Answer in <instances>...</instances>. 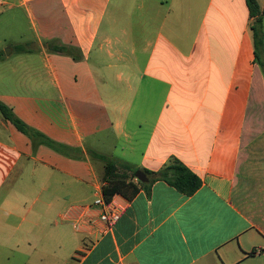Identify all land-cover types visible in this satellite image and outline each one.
I'll return each instance as SVG.
<instances>
[{
    "label": "crops",
    "instance_id": "crops-1",
    "mask_svg": "<svg viewBox=\"0 0 264 264\" xmlns=\"http://www.w3.org/2000/svg\"><path fill=\"white\" fill-rule=\"evenodd\" d=\"M0 10L1 30L7 12L35 29L46 16L47 40L83 55L28 52L24 101L0 100L19 119L82 147L73 103L93 107L124 139L113 159L150 172L178 160L202 181L190 196L161 180L115 196L122 215L103 233L104 168L35 146L2 116L0 264H264V74L246 0H0ZM58 24L66 32L51 37ZM46 98L67 106L70 124L39 122Z\"/></svg>",
    "mask_w": 264,
    "mask_h": 264
},
{
    "label": "rangeland",
    "instance_id": "rangeland-1",
    "mask_svg": "<svg viewBox=\"0 0 264 264\" xmlns=\"http://www.w3.org/2000/svg\"><path fill=\"white\" fill-rule=\"evenodd\" d=\"M5 8L4 10H7ZM49 10L50 14L46 16H50L54 13V10H56L54 9V4L49 5ZM17 12L19 11H14L12 15L16 14ZM10 14L11 13L7 12L8 18L6 20L5 28L2 30L0 28V52H3L6 55L5 59H8V64H10L8 68L6 67V70H3L1 69L0 63V100L6 101L18 109L21 105V102L24 100L18 98L22 93V89L20 88L21 84H17V82L23 77V72L28 69L24 66L25 62H27V60H25L26 57L24 56L31 54L28 52H18L16 47L19 45H29L34 49L32 52L33 55L30 56L31 59L34 61H40L42 57L38 56V54L45 52L43 46L44 43H46V41L57 39L47 40V36H49V32L53 30L54 25L51 23L50 19L44 18L46 16H39V22L37 23L38 26L35 29L32 27L26 14H22L21 18L17 19V21L15 19L10 20ZM52 21L54 23L59 22L57 16L52 18ZM59 24L57 25V30L55 29L53 31V36L51 37H55L58 34L66 32V29L58 31ZM12 49H14V53L9 54ZM51 54L54 55L49 51L45 52L46 56ZM15 70L19 71L15 72ZM40 70L42 71L41 67ZM39 87L41 91H45L47 89L45 84L39 83ZM68 103H70V101H68ZM36 107L38 109L37 119L40 123L63 127H66L65 125L71 123L68 118V112L65 110V107L67 106L58 100L50 98L40 99L37 101ZM73 114L77 117V122L81 126V130L84 133L86 141L85 145L82 147H69L65 146L64 144H60L61 148L58 147L57 150L47 145H39V147L43 146L49 151L56 153L57 156H65L73 161L84 162L86 154V159L88 161L85 162L92 163L96 169L100 171L101 169L98 167H103V164L100 161L94 159L91 154L92 152L111 158L120 157L119 155L121 153V147L124 143V139L118 140L112 134L111 127L106 124L102 117H100L98 110L93 107H83L77 103H73ZM0 117H2L1 113ZM13 130L15 131L16 128L13 127ZM23 137L29 138L28 136L26 137V135H23ZM29 139L31 140V138Z\"/></svg>",
    "mask_w": 264,
    "mask_h": 264
},
{
    "label": "trees",
    "instance_id": "trees-1",
    "mask_svg": "<svg viewBox=\"0 0 264 264\" xmlns=\"http://www.w3.org/2000/svg\"><path fill=\"white\" fill-rule=\"evenodd\" d=\"M251 14L255 19L253 25V38L256 62L261 67L264 74V18L263 12L258 0H246ZM45 52H50L57 55H63L73 58L75 61L83 60L82 52L74 47L67 46L59 40L46 41L44 43ZM18 52H33L34 49L29 45L16 47ZM6 58L3 52H0V60ZM0 113L17 128L18 131L31 138L35 146L47 145L49 147L61 148L60 144L51 140L41 132L29 127L14 112L4 103L0 102ZM94 159L103 164L104 176L102 193L107 202H110L115 196L120 195L127 199H132L137 196L141 189H149L156 181H165L176 188L179 192L185 195H193L202 186L201 179L185 165L178 160L170 161L159 172H150L145 169L132 167L128 164H123L108 156L91 153ZM81 157V156H80ZM143 171L149 178L150 183L144 184L136 179L138 171ZM137 180V181H136Z\"/></svg>",
    "mask_w": 264,
    "mask_h": 264
},
{
    "label": "built area",
    "instance_id": "built-area-1",
    "mask_svg": "<svg viewBox=\"0 0 264 264\" xmlns=\"http://www.w3.org/2000/svg\"><path fill=\"white\" fill-rule=\"evenodd\" d=\"M95 206L101 209V221L105 226L103 233L114 228L121 218V208L113 202V199L107 202L104 196L95 201Z\"/></svg>",
    "mask_w": 264,
    "mask_h": 264
},
{
    "label": "water",
    "instance_id": "water-1",
    "mask_svg": "<svg viewBox=\"0 0 264 264\" xmlns=\"http://www.w3.org/2000/svg\"><path fill=\"white\" fill-rule=\"evenodd\" d=\"M11 53H12V51L9 52V54H11ZM136 179L138 181H140L141 183H144V184L149 183V181H150L148 176L141 170L137 172Z\"/></svg>",
    "mask_w": 264,
    "mask_h": 264
}]
</instances>
